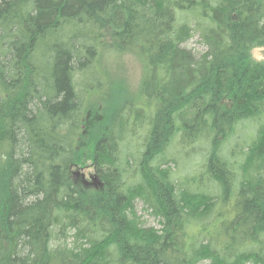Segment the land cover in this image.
<instances>
[{
	"label": "trees",
	"instance_id": "obj_1",
	"mask_svg": "<svg viewBox=\"0 0 264 264\" xmlns=\"http://www.w3.org/2000/svg\"><path fill=\"white\" fill-rule=\"evenodd\" d=\"M258 47L264 0H0V264H264Z\"/></svg>",
	"mask_w": 264,
	"mask_h": 264
},
{
	"label": "rangeland",
	"instance_id": "obj_2",
	"mask_svg": "<svg viewBox=\"0 0 264 264\" xmlns=\"http://www.w3.org/2000/svg\"><path fill=\"white\" fill-rule=\"evenodd\" d=\"M188 51H190L193 55L199 58L201 54L206 52V46L204 43H202L200 36L198 33L191 36V38L184 43V46ZM189 48V49H188ZM253 58L256 60L264 59V48H254L252 50ZM105 64L107 65L111 75L119 81V84H122L124 86L123 90L129 94L131 97H135L133 99H129V101L124 102L125 106H128L132 102L140 101L141 97V90H142V84L144 79V67L141 64L140 59L131 54V52H113L106 54L104 58ZM115 87L117 89V86L113 85L111 86V90L115 91ZM123 93V92H122ZM124 95V94H123ZM235 132L239 133L238 137L241 136L242 128L236 127ZM219 150V149H218ZM194 157L192 158L191 155L188 157V165L194 164ZM184 162L182 158L181 163H177L175 165H172L171 170L173 172H177L179 169H185L184 168ZM83 173V177L88 178L89 172L92 171L90 168H85L84 170H81ZM184 172V171H183ZM186 177L192 176L190 172L185 173ZM189 174V175H188ZM188 175V176H187ZM182 176V174H181ZM137 210L140 216H142V219L146 221L148 225H153L156 227H160V222H158V219L153 216L148 209H146V206H143V203L139 200H137ZM211 227L214 228V225H211ZM208 261L203 262L202 264H208Z\"/></svg>",
	"mask_w": 264,
	"mask_h": 264
},
{
	"label": "bare ground",
	"instance_id": "obj_3",
	"mask_svg": "<svg viewBox=\"0 0 264 264\" xmlns=\"http://www.w3.org/2000/svg\"><path fill=\"white\" fill-rule=\"evenodd\" d=\"M195 32V31H194ZM189 49V48H188Z\"/></svg>",
	"mask_w": 264,
	"mask_h": 264
}]
</instances>
